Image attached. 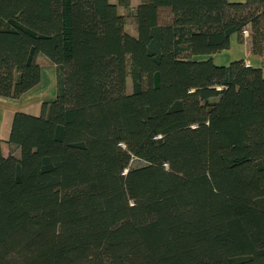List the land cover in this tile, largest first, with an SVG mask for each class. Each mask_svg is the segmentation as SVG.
Listing matches in <instances>:
<instances>
[{
	"label": "trees",
	"instance_id": "obj_1",
	"mask_svg": "<svg viewBox=\"0 0 264 264\" xmlns=\"http://www.w3.org/2000/svg\"><path fill=\"white\" fill-rule=\"evenodd\" d=\"M130 5L0 0V96L56 70L0 139V264H264V73L201 57L264 59V0Z\"/></svg>",
	"mask_w": 264,
	"mask_h": 264
},
{
	"label": "crops",
	"instance_id": "obj_2",
	"mask_svg": "<svg viewBox=\"0 0 264 264\" xmlns=\"http://www.w3.org/2000/svg\"><path fill=\"white\" fill-rule=\"evenodd\" d=\"M115 3L117 0H110ZM140 0H130L131 8H134ZM232 2H243L244 0H229ZM124 9L119 8L120 13H124ZM133 19V18H132ZM135 34V33H130ZM247 38L248 31L244 32ZM202 58H211L217 65H226L233 60H243L246 65L259 67L264 73V59L262 56L253 54L249 50L247 41L240 42L236 34L230 36L229 47L219 52L209 55H203ZM47 61L40 64V80L31 89L24 92L18 98H7L0 96V139L2 140V151L8 154L10 147L6 141L9 136L12 117L15 111H22L28 114L37 115L40 112V106L43 101H50L56 94V70L46 57ZM4 146L7 151L4 150ZM15 149L13 150V152ZM17 151V150H16ZM18 152V151H17ZM16 154V153H14ZM17 155V154H16Z\"/></svg>",
	"mask_w": 264,
	"mask_h": 264
},
{
	"label": "rangeland",
	"instance_id": "obj_3",
	"mask_svg": "<svg viewBox=\"0 0 264 264\" xmlns=\"http://www.w3.org/2000/svg\"><path fill=\"white\" fill-rule=\"evenodd\" d=\"M125 29H126V31L127 32H129V33H135V25H134V22H133V19H132V17L131 16H127L126 17V19H125ZM45 56H43V55H39L38 56V62L40 63V64H43L45 61H47L45 58H44ZM131 90V81H130V77H127L126 78V91H130ZM6 146H4V150L5 151H7V149L5 148ZM10 149H12V147L10 148ZM15 149V148H14ZM14 149H12V150H14ZM17 149H15V151H14V153H18L17 151H16ZM142 163V161L140 160V159H138V158H132L131 159V161H130V163H129V166H136V165H139V164H141Z\"/></svg>",
	"mask_w": 264,
	"mask_h": 264
}]
</instances>
